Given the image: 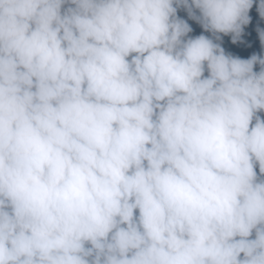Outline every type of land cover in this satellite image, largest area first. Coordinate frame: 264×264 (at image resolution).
Segmentation results:
<instances>
[{"label":"clouds","instance_id":"1","mask_svg":"<svg viewBox=\"0 0 264 264\" xmlns=\"http://www.w3.org/2000/svg\"><path fill=\"white\" fill-rule=\"evenodd\" d=\"M253 5L0 0V264H264Z\"/></svg>","mask_w":264,"mask_h":264},{"label":"trees","instance_id":"2","mask_svg":"<svg viewBox=\"0 0 264 264\" xmlns=\"http://www.w3.org/2000/svg\"><path fill=\"white\" fill-rule=\"evenodd\" d=\"M259 3V0H254L253 8L250 10L249 15L252 17V20L249 25L245 26V35L242 37L246 41V44H236L233 45L231 43V37H223V43L222 46L225 48L226 52L231 53L233 55L239 56L243 59H247L251 56L253 53H257L260 55H264V49H262L258 33L256 32L257 26L260 28H264V20H261L259 17V14L256 11V5ZM178 16H180L183 19H188L187 14L183 10H178L177 13ZM188 23L192 26L193 32L190 33V35H200L203 30L200 28L198 24H196L195 21L188 20ZM205 35H208L207 33H204ZM248 45H251L250 47ZM255 71H259V65H256L254 67ZM207 75V73H205ZM262 117H264V113H260ZM257 172L258 167H257Z\"/></svg>","mask_w":264,"mask_h":264}]
</instances>
